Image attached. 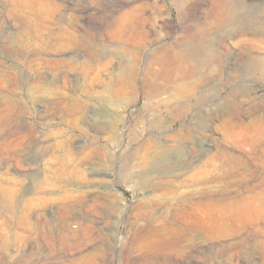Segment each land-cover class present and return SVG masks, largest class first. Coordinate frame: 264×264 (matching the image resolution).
<instances>
[{"label": "rangeland", "instance_id": "1", "mask_svg": "<svg viewBox=\"0 0 264 264\" xmlns=\"http://www.w3.org/2000/svg\"><path fill=\"white\" fill-rule=\"evenodd\" d=\"M226 1L0 0V264H264V0Z\"/></svg>", "mask_w": 264, "mask_h": 264}, {"label": "bare ground", "instance_id": "2", "mask_svg": "<svg viewBox=\"0 0 264 264\" xmlns=\"http://www.w3.org/2000/svg\"><path fill=\"white\" fill-rule=\"evenodd\" d=\"M218 1H220V0H217V2ZM227 1H226V6L228 7ZM220 11L222 12L223 9L219 10V13H220ZM242 22H243L242 24L246 25L247 27H251V26H253V25H255L257 23V19H256V17H254L251 14H249L248 18L245 19V20H242ZM184 50L185 51L183 53L182 60L180 62L181 65H183L184 63H187L190 60L189 59L190 58L189 57L190 53H194V54H198L199 55V49H188V48H185ZM257 66H258V63L253 62L252 66H251V69H254V67L257 68Z\"/></svg>", "mask_w": 264, "mask_h": 264}]
</instances>
